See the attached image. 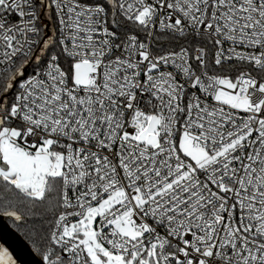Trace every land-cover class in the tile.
<instances>
[{
	"label": "snow or ice",
	"instance_id": "snow-or-ice-1",
	"mask_svg": "<svg viewBox=\"0 0 264 264\" xmlns=\"http://www.w3.org/2000/svg\"><path fill=\"white\" fill-rule=\"evenodd\" d=\"M0 216L39 264H264V0H0Z\"/></svg>",
	"mask_w": 264,
	"mask_h": 264
},
{
	"label": "water",
	"instance_id": "water-1",
	"mask_svg": "<svg viewBox=\"0 0 264 264\" xmlns=\"http://www.w3.org/2000/svg\"><path fill=\"white\" fill-rule=\"evenodd\" d=\"M0 245L13 254L17 264H39V258L31 251L30 245L0 216Z\"/></svg>",
	"mask_w": 264,
	"mask_h": 264
},
{
	"label": "trees",
	"instance_id": "trees-1",
	"mask_svg": "<svg viewBox=\"0 0 264 264\" xmlns=\"http://www.w3.org/2000/svg\"><path fill=\"white\" fill-rule=\"evenodd\" d=\"M34 211H36L37 213H44V208L42 207V206H38V207H36L35 209H34ZM35 219V218H34ZM7 221H8V223L10 224V226L19 234V235H21V233L20 232H18L15 228H14V226H13V224H12V221L11 220H9L8 218H7ZM35 222L37 223V224H39V220H35ZM30 225H31V221H30ZM22 236V235H21ZM22 238L27 242V240L24 238V236H22ZM28 243V242H27ZM29 244V243H28ZM31 247V246H30Z\"/></svg>",
	"mask_w": 264,
	"mask_h": 264
}]
</instances>
